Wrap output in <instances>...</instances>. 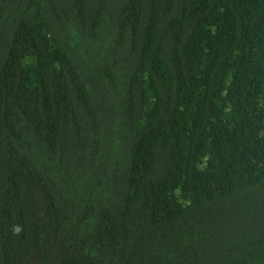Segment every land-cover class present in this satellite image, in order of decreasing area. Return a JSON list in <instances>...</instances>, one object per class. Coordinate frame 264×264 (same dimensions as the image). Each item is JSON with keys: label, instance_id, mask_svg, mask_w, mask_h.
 <instances>
[{"label": "trees", "instance_id": "1", "mask_svg": "<svg viewBox=\"0 0 264 264\" xmlns=\"http://www.w3.org/2000/svg\"><path fill=\"white\" fill-rule=\"evenodd\" d=\"M0 264H264V0H0Z\"/></svg>", "mask_w": 264, "mask_h": 264}]
</instances>
